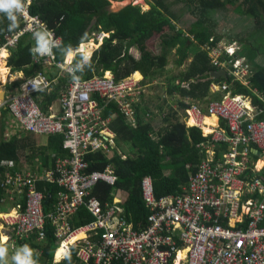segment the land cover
I'll use <instances>...</instances> for the list:
<instances>
[{
    "label": "built area",
    "instance_id": "1",
    "mask_svg": "<svg viewBox=\"0 0 264 264\" xmlns=\"http://www.w3.org/2000/svg\"><path fill=\"white\" fill-rule=\"evenodd\" d=\"M31 3L27 0L24 8L15 12L17 20L10 21L17 23L14 27L20 31L0 37V61L30 35L37 60L63 68L54 56L62 40L38 17L31 16ZM42 40L49 46L43 54L39 51ZM239 50L238 44L221 41L208 52L213 63L228 67L234 80L243 83L238 71L245 75L251 70L244 58L236 56ZM52 83L50 75L38 72L0 105V110L10 114L15 129L40 136L62 135L68 152L48 174L22 171L0 178V185L14 183L25 196V206L19 204L14 214L3 218L6 227L20 238L29 237L30 241L36 237L40 242L46 239L50 224L62 258L77 253L83 264H264V108L253 105L251 95L234 94L230 83L222 87L212 84V92L223 94L220 98L212 99L205 110L197 104L186 109L182 122L188 126L190 122L203 130L210 115L227 123L228 129L216 127L215 133L207 135V143L199 145L204 158L182 196L159 200L153 178H145L144 200L151 215L147 226L137 228L127 221L123 208L127 194L116 191V173L110 167L92 171L88 158L102 153L110 159L116 146L111 127L116 115L107 117L106 107L117 104L128 122L136 125V107L145 90L141 79L128 76L116 80L108 74L76 79L62 92L59 113H46L36 96ZM261 97L264 100V95ZM222 143L228 150L220 153ZM251 153L258 159L252 160ZM38 182L58 183L64 189L50 213L45 211L47 196L38 190ZM103 184L112 191V202L107 204L94 196ZM83 209L94 221L72 227L68 220ZM180 253H184L182 258Z\"/></svg>",
    "mask_w": 264,
    "mask_h": 264
},
{
    "label": "trees",
    "instance_id": "2",
    "mask_svg": "<svg viewBox=\"0 0 264 264\" xmlns=\"http://www.w3.org/2000/svg\"><path fill=\"white\" fill-rule=\"evenodd\" d=\"M26 1L23 0L24 5ZM149 4V10L132 3L115 12L112 11L111 0H32L29 6L31 16L38 17L62 40L61 47L54 52L56 63L65 64L67 56L78 52L82 45L92 40L100 44L99 37L109 36L87 63L83 61L85 54L76 56L71 67L73 73L64 72L65 77L58 76L57 73L52 74L55 89L49 94L47 91L43 94V109L49 110L61 87L67 85L69 89L76 79L85 80L95 75H105L109 71H112L116 79L141 72L144 76L141 84L144 87L154 86V83L157 84L156 79L166 74L174 52L175 65L178 68L185 66L184 71L177 72L172 77L168 86L172 100L175 95L179 96V111L189 105L185 102L186 98H197L203 102L220 98L223 95L221 92L211 91L212 82H228L232 85L234 93L251 95L254 103L264 108V100L261 97L264 95V65L258 62L259 57H264V0H150ZM177 6L180 8L175 10ZM183 13L190 17L186 30L179 26L184 17ZM222 13L223 21L230 23H237L243 18L251 19L254 22V33L259 35L253 41L246 37L231 41L241 45V55L247 58L250 65L251 76L248 78V85L234 81L233 77H211V73L219 66L212 62L208 49L218 47L223 41L215 32V26L219 25L215 19L221 18L219 16ZM6 14H0V37L20 31V28L10 23L11 20ZM91 36L95 39H91ZM156 39L161 41V54L158 56L149 52V44ZM33 49L30 35L21 39L8 60V66L13 72L23 71L26 77L30 78L42 70L40 65L34 64L33 56L36 54ZM133 49L141 52L140 60L132 55ZM82 53L90 57L93 52L84 46ZM22 82L14 81L11 85L21 86ZM178 112L167 114L164 117L166 126L157 129L153 123L157 117L154 110L138 104L139 123L137 127H133L126 123L117 107L111 105L106 116L118 114L111 126L117 135V147L126 159H123L117 150L111 159L102 153L92 154L88 158L92 171L105 170L109 165L113 167L118 176L116 191L127 194L125 212L129 223L136 227L147 226L151 215L144 200V179L153 177L158 199L182 196L189 178L197 171V166L204 158L199 145L207 143L209 138L201 128L183 123ZM145 114L152 121H147ZM261 118H264V113ZM59 136L61 135L50 136L49 146L43 149L42 153H61L63 136ZM34 142L35 136L26 131L8 141L0 136V178L7 173L23 171L18 166L20 153L22 151L23 154L28 147L35 144ZM118 145L124 146L131 153L125 154ZM227 150V145L222 143L219 152ZM12 161L15 164L11 166L8 163ZM46 162L48 163L47 160ZM37 184L40 192L52 196L46 207V212L49 213L53 210L59 192L58 186L42 182ZM16 189L14 183H1L0 213L6 204L7 196ZM111 193L110 187L103 184L97 187L94 196L103 204H107L112 201ZM23 205L25 206V202ZM73 221V227H80L93 222L94 218L87 209H83ZM24 245L29 246V255L33 256L31 264H80L76 253L63 262L54 263L58 245L54 228L50 224L47 225L45 240L38 242L34 237L30 243L26 241L19 244L20 247Z\"/></svg>",
    "mask_w": 264,
    "mask_h": 264
},
{
    "label": "crops",
    "instance_id": "3",
    "mask_svg": "<svg viewBox=\"0 0 264 264\" xmlns=\"http://www.w3.org/2000/svg\"><path fill=\"white\" fill-rule=\"evenodd\" d=\"M33 44H34V42H33ZM242 51H243V49H242ZM131 53H132V55L135 56L136 59H138V60L141 59V52L138 49H133ZM174 53H176V52H174ZM10 56L11 55L9 54L7 56V58H6V60L0 61V66L2 65V63H4V66L9 71L8 74H7V78H6V80L9 81V82L6 83V86H4L5 84L0 83V88L3 91V94L5 95V98L4 99L1 97L2 99H0V105L4 104L6 102V100L9 99L10 97H12L13 95L17 94L18 93V90L21 88L20 85H17V86L11 85L14 81L22 80L23 81L22 84H23L24 81L28 78V77H26V75L24 74L23 71H20V72H13L12 71L11 67L8 66V60L10 59ZM33 57H34V62H35L34 64L40 65L42 67V70L40 72H46L48 75H50V77H52V74H54V73H57L58 76L65 77L64 71L59 70L58 67H56V66H52V67L45 66V65H43V60H39V61L37 60V55L36 56L34 55ZM73 58H74L73 55H70L69 60H71ZM191 60L192 59H190L189 61L191 62ZM73 61H74V59L71 60L69 63L67 61V64H71V63H73ZM56 69H58V70H56ZM138 73H140V72H138ZM54 82H55V79L53 81V84H54ZM154 85H156V83H154ZM66 86L67 85H65L64 87H61L60 89H58V97L56 99H54L53 102L50 104V107H49V110L48 111H46L45 109H43V107L41 105L43 98H45V95H43V94H45V91H47L48 94L51 93L55 89V86L52 85L49 89L43 90L42 92L38 93L37 96H36V98H37V102L39 103L41 109L43 111H45L46 113H51V112L59 113V109H60V96H61V93L68 88ZM146 91H149V93L150 92L155 93V90H151L150 91L149 90V87H146ZM164 98H165V102L167 103V105L170 106V104L168 102V99H170V96L168 95V86H166L164 88ZM185 102L187 104H189V105H191V104H198L204 110L206 109V107L208 105V103L205 104L203 102V100L197 99V98H186L185 99ZM155 105H156L155 106L156 108H157V105L159 106V104H155ZM157 110L159 111V113H161L162 111H163L162 113H164L166 109L164 110L163 107H161V108H157ZM176 111L177 112L179 111L178 106H176ZM181 112L182 111H179L178 112V115H181ZM9 115L10 114L7 111H5L3 109L0 110V136H2L6 141H8L9 139H11L13 136L18 135L19 133L25 131V130H22V129H15V127L13 125V122H12V120H11V118H10ZM209 117H211V116H209ZM223 122H224L223 120H220V119L216 118L215 124L222 125ZM18 130H22V131L18 132ZM26 132H28V131H26ZM28 133H30V132H28ZM32 135L35 136L36 142H34L35 144L33 146L28 147L26 149V151L23 152V154H22V151H21V153H20V160H19L20 162H19L18 166L21 167V170H23V173H31L33 175H36V173H38V172H40V173L43 172L45 174H48V172H50V171H52V170L55 169L56 163H57L58 159L67 157L68 156V152L64 149L63 142H62V144H61L62 152L61 153H52L50 151H48L47 153H42V150L45 149V148H47L49 146V137L50 136H46V135L40 136V135H36V134H33V133H32ZM61 136H59V137H61ZM113 156H114V154L110 155L109 157L112 158ZM251 156H252L251 157L252 160H257L258 159V157H257V155L255 153H251ZM46 160L48 161V163L46 162ZM8 164L12 166V165L15 164V162L12 161V162H9ZM28 164H32L31 165L32 167L29 168ZM24 165H27V166L26 167H23ZM109 167L111 169H113V167L111 165H109ZM113 171H114V169H113ZM7 174L8 175H14L15 173H7ZM42 183H46V182H42ZM49 183L50 182H47V184H49ZM50 184L57 185L58 186V189H59V192H58V194L56 195V198H55V203L53 205V210L52 211H54V209H56V207L58 206V203H59V200H60V196L64 192V189H62V187L58 183H50ZM6 199H7L6 204H5L3 210L0 213V216H1V218H0V237H3V238L6 237L7 238V241L6 242L3 241L4 246L11 245L12 246V249H14L15 246H18L21 242H26L27 241V242L30 243L29 237L26 238L27 240H25L24 238L18 237L15 234L14 230H12L11 228H8V227H6L4 225L3 218L6 215H9V214L14 213L16 211V207L19 204L22 205V206H24L23 204L25 202V196L20 195L19 192L16 190L14 192H10V194L7 196ZM51 199H52V196L51 195H48L47 196V200L45 202V211H46V207L50 203ZM126 201H127V195H126ZM125 204H126V202H125ZM123 208L125 210V207H123ZM77 215H79V214H76V216ZM125 215H126V212H125ZM126 218H127V215H126ZM73 219H72V221L68 220V223L71 224L72 227H73V222H74ZM127 221H128V219H127ZM10 231L12 232V234L9 233ZM56 244L58 245V249L56 251V254L54 255V263H57L59 261H62L63 262L68 257H70L72 255L71 254L68 257L62 258V254H61L62 251L59 250V243H57V241H56ZM20 248H22V251L24 253L21 256H19V257L28 259L31 262L33 260V256L32 255H29L28 248H26V247H20ZM73 254H75V253H73ZM30 256H32V259H29ZM57 256L59 257V259H57ZM78 261H79L80 264H83L79 260V258H78ZM4 262L3 261H0V264H5ZM32 263H33V261H32ZM16 264H18V263H16Z\"/></svg>",
    "mask_w": 264,
    "mask_h": 264
},
{
    "label": "rangeland",
    "instance_id": "4",
    "mask_svg": "<svg viewBox=\"0 0 264 264\" xmlns=\"http://www.w3.org/2000/svg\"><path fill=\"white\" fill-rule=\"evenodd\" d=\"M111 1L113 3L112 10L115 11V12H117L118 10L122 9L123 7H125L127 5H131L132 3L135 4V5H141L144 10H149L151 8V6L149 4L150 0H111ZM179 8L180 7L177 6V7H175V10H178ZM176 12H178V11H176ZM5 13H7V12H5ZM6 16L9 18V13H7ZM183 16L184 17L181 20V25H179V26H180L181 29L186 30L187 27H188V23H190V17H188V16L186 17V13H183ZM219 17H221V18L215 19L216 23L219 24L218 26H215V32H216V34L220 35V37L223 39L224 42H231L233 40H238V39H241L243 37H246L247 39H250L251 41H253L255 37L258 38V36H259L258 33H254L255 32L254 31V22L251 19L243 18L242 20H239V22H237V23H236V21H234V22L231 21V23H230V21H223V13L220 14ZM9 19L11 20V18H9ZM16 24L17 23H15L14 25L16 26ZM96 35H98V34H96ZM102 37H103V35L101 36V38H98V39H103ZM93 38H94V36H91V39H93ZM96 43H97V45H95L93 41L89 42V45L90 44H93V45H91L90 48H88V49L90 51H92L93 53L95 52V50H97V47H93V46H98L99 45L98 42H96ZM160 45H161L160 39L152 40L151 43L149 44V52L152 53L154 56L160 55L161 54V50H160L161 46ZM70 54H73V56H74L73 59L76 58V52H73V53H70ZM172 54H173L171 56L172 59H170V64H169V67L167 69L166 74L163 77H160V78L156 79L158 81V83L156 85L149 87L150 91L151 90H155V94H150L149 97H148V100H147L146 97H144V102L142 104V106H149L157 114V117H155V119L153 121V123L155 124L157 129H160L162 126H166V124L164 123V117L167 114H169V113H173L174 114L175 111H176V106H178L177 104L179 102V96L175 95L173 100L172 99H168V102L170 104V106H168L167 103L165 102V98H164V88L166 86H169L170 80L172 79V77L177 72H180V71L184 70V68H185V67L178 68L175 65L174 60H175V56L176 55L174 56V53H172ZM85 55H86V53H85ZM73 59H71V60H73ZM67 60L68 59H66V61ZM218 62H220V60H218ZM258 62L261 63L262 65H264V57H259ZM68 65H69L68 68L67 67H63L62 71H64V70L67 71L70 68V64H68ZM70 70H71V68H70ZM220 70H226L228 73H230V69L228 67H226V66L225 67L219 66V68H216V70H214L213 72L220 71ZM237 76L240 77V78L242 77L243 83L247 84L248 78L251 76V72H247V74L242 75V71H238ZM137 79H139V78L137 77ZM7 82H8L7 80L1 79V77H0V83L5 84ZM212 84H218V85H220L222 87V85L224 83L212 82L211 85ZM4 86H6V84ZM225 91H227V89H225ZM234 94H244V93H234ZM244 95H247V94H244ZM247 96H249V95H247ZM0 99H2V98L0 97ZM155 104H159V106L157 105V108L163 107L164 110L166 109L165 112L163 114H161L163 111L161 113H159V111L155 107L156 106ZM253 105H256V104L253 102ZM189 108H191V106L187 105L184 108V110L182 111V115L184 116L183 117L184 120L186 119L185 118V111H186V109H189ZM143 109L144 108H142V116H144ZM145 118H146L147 121H152V119L150 117L148 118L147 114H145ZM189 125L193 126L192 124H190V122H189ZM221 126L222 127H219L218 124H212L210 126L205 125V124L202 125V127L204 128L203 132H204L205 135H209V134L215 133L216 132L215 131L216 127H218V130H223L224 128L228 129V125L225 122H223ZM205 127L209 128L210 131L206 132V128ZM236 129H237V126H235V130ZM20 131H22V130H18V132H20ZM119 148L125 154L131 153V151L127 150L124 146H119ZM31 165L32 164H28L29 168L32 167ZM26 166L27 165H24L23 167H26ZM169 205H170V201H169ZM14 213H12V214H14ZM9 233L12 234L11 231ZM5 247L8 248V252H7L6 256L4 258H2V261L3 262L5 261L4 262L5 264H16V263H18V261H16L14 259V257H17V256L19 257V256H21L24 253L22 251V248H20L19 245L15 246L14 249H12L11 245H6ZM29 259H32V256H30Z\"/></svg>",
    "mask_w": 264,
    "mask_h": 264
},
{
    "label": "clouds",
    "instance_id": "5",
    "mask_svg": "<svg viewBox=\"0 0 264 264\" xmlns=\"http://www.w3.org/2000/svg\"><path fill=\"white\" fill-rule=\"evenodd\" d=\"M24 3H23V0H0V11H3V12H7V13H9V18H11L13 21H16L17 20V17H16V15H15V12L16 11H20L21 9H23L24 8ZM21 14H23V12L21 11ZM17 27H18V24H17ZM106 37H109V36H107V35H103V39H100V47L97 49V50H95V52L94 53H96L101 47H102V45H103V43H104V40H105V38ZM99 38H101V37H99ZM95 44H97L94 40H92ZM232 43H235V42H232ZM236 44H238V43H236ZM84 45H89V43L88 44H84ZM240 47H241V45L240 44H238ZM82 47H83V45H82ZM82 47H81V49L78 51V53L76 52V56H78L79 54H85V53H82ZM39 51L43 54V53H47L48 51H49V46H48V41L47 40H42L41 41V44H40V48H39ZM241 52H242V47H241V50H239L238 52H237V54H236V56H240V57H242V58H244L245 60H246V62H247V58L245 57V56H242L241 55ZM94 53H92V55L90 56V57H87L86 55H85V59L83 60L84 61V63H87L88 61H90V59H91V57L93 56V54ZM67 59V58H66ZM75 60V59H74ZM73 63H74V61H73ZM73 63H71L70 64V68L72 67V65H73ZM57 64H60V63H57ZM247 64H248V62H247ZM63 67H67L68 68V64H67V61L65 62V64H61ZM70 68L67 70V71H65L64 70V72H68V73H73V69H71L70 70ZM59 70H63L62 68H59ZM70 70V71H69ZM106 74H108V75H113L114 76V74L112 73V71H109V72H106ZM105 74V75H106ZM137 74V72L134 74V75H132V76H135ZM229 74V77H233L230 73H228ZM95 76H104V75H95ZM125 77H128V76H125ZM125 77H123V78H125ZM137 77V76H136ZM115 78V77H114ZM123 78H120V79H123ZM144 78V76H143V74H142V78H139V79H143ZM116 79V78H115ZM120 79H116V80H120ZM51 80H53L54 81V79H51ZM233 80H234V77H233ZM235 81V80H234ZM238 81V80H237ZM241 82V81H240ZM157 83H158V81H157ZM225 83V82H224ZM226 83H228V82H226ZM52 85H53V83H52ZM51 85V86H52ZM68 89V88H67ZM62 94V93H61ZM150 94H155V93H152V92H150L149 93V91H146V86H145V90H144V92H143V94H142V96H141V102H140V105H142L143 104V102H144V97H146L147 98V100H148V97H149V95ZM168 95L170 96V99H171V95H172V93H170L169 92V90H168ZM212 100V99H211ZM211 100H208V102H204L205 104H209L210 102H211ZM111 105H115L116 107H117V109H118V111L120 112V114L124 117V119H125V121H126V123L127 124H129V125H131V126H133V127H137L138 126V123H139V120H138V106L136 107V121H137V123H136V125H133L131 122H128V120L126 119V117L121 113V111L119 110V107H118V105L117 104H111ZM111 105H109L108 107H106V109H105V115H106V112H107V109H109L110 107H111ZM191 105H195V104H191ZM198 105V104H197ZM200 106V105H199ZM179 108V107H178ZM202 108V107H201ZM203 109V108H202ZM162 114V113H161ZM112 115H116V118H117V116H118V114L117 113H112L111 115H110V117L112 116ZM210 115H207V117H209ZM107 117H109V116H107ZM180 118H181V121H182V118H183V115H182V112H181V115H180ZM113 122V121H112ZM112 125V124H111ZM190 126V125H189ZM112 127V126H111ZM191 127H193V126H191ZM113 130V129H112ZM114 131V130H113ZM203 131V130H202ZM115 132V131H114ZM116 139H117V135H116ZM118 151L119 152V154L120 155H122V158L123 159H126V156L125 155H123L122 154V152L118 149V147H117V143H116V146H115V148H114V150L110 153L111 155L112 154H114V152L115 151ZM107 156V155H106ZM108 157V156H107ZM111 159V158H110ZM149 177V176H148ZM150 177H152V176H150ZM147 178V177H146ZM153 178V177H152ZM190 179V178H189ZM145 180V179H144ZM144 182V181H143ZM188 185V184H187ZM187 187V186H186ZM156 197H157V195H156ZM169 197H171V196H169ZM173 197V196H172ZM158 199V198H157ZM159 200H161V199H159ZM150 211V210H149ZM3 237H0V261H2V258H4L5 256H6V254H7V252H8V248L7 247H5L4 246V244H3ZM22 247H26V248H28L29 250H30V248H29V246H27V245H24V246H22ZM14 259L16 260V261H18V264H31V262H30V260H28V259H25V258H21V257H14ZM60 262H62V261H59V262H57V263H60Z\"/></svg>",
    "mask_w": 264,
    "mask_h": 264
},
{
    "label": "bare ground",
    "instance_id": "6",
    "mask_svg": "<svg viewBox=\"0 0 264 264\" xmlns=\"http://www.w3.org/2000/svg\"><path fill=\"white\" fill-rule=\"evenodd\" d=\"M95 44V43H94ZM91 45H93V44H90V45H83V47L85 46V47H87V49L88 48H90V46ZM95 45H97V44H95ZM82 47V48H83ZM93 47H97V49L100 47V45H98V46H93ZM6 57V56H5ZM69 57H70V55L67 57V61H68V63L71 61V60H69ZM74 57V56H73ZM8 69H6V67L4 66V63H2V65L0 66V77H1V79H4V80H6V78H7V74H8ZM136 76L138 77V78H141L142 77V75H141V73H137L136 74ZM213 121V122H212ZM215 122H216V117L215 116H211V117H207L206 119H205V125H208V126H210V125H212V124H215ZM206 128V131L208 132V131H210V129L209 128H207V127H205ZM203 130H204V128H203ZM0 218H1V216H0ZM83 235H81V237H82ZM3 241L4 242H6L7 241V238L5 237L4 239H3ZM60 255V254H59ZM183 255H184V253H180L179 254V256H180V258H182L183 257ZM178 264V263H177Z\"/></svg>",
    "mask_w": 264,
    "mask_h": 264
},
{
    "label": "water",
    "instance_id": "7",
    "mask_svg": "<svg viewBox=\"0 0 264 264\" xmlns=\"http://www.w3.org/2000/svg\"><path fill=\"white\" fill-rule=\"evenodd\" d=\"M113 11V10H112ZM119 11V10H118ZM86 46V45H85ZM138 73V72H137ZM141 73V72H140ZM142 75V73H141ZM211 76L215 79H222V78H229V74L226 70H220V71H215L211 73ZM0 97L3 99L5 98V95L3 94V91L0 88Z\"/></svg>",
    "mask_w": 264,
    "mask_h": 264
}]
</instances>
